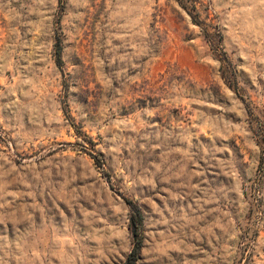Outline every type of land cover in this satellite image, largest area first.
<instances>
[{
  "label": "rangeland",
  "instance_id": "obj_1",
  "mask_svg": "<svg viewBox=\"0 0 264 264\" xmlns=\"http://www.w3.org/2000/svg\"><path fill=\"white\" fill-rule=\"evenodd\" d=\"M126 201L136 264H264V0H0V264H123Z\"/></svg>",
  "mask_w": 264,
  "mask_h": 264
},
{
  "label": "trees",
  "instance_id": "obj_2",
  "mask_svg": "<svg viewBox=\"0 0 264 264\" xmlns=\"http://www.w3.org/2000/svg\"><path fill=\"white\" fill-rule=\"evenodd\" d=\"M56 58L57 63L59 64L60 49L58 46L56 50ZM91 158L96 162L97 165L101 166V163L96 156L91 155ZM126 202L131 209L129 231L133 237V247L123 264H136L142 247V215L138 208L134 206L131 201Z\"/></svg>",
  "mask_w": 264,
  "mask_h": 264
}]
</instances>
